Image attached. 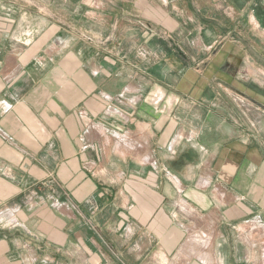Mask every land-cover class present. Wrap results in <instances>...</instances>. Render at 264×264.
Wrapping results in <instances>:
<instances>
[{"label": "crops", "instance_id": "1", "mask_svg": "<svg viewBox=\"0 0 264 264\" xmlns=\"http://www.w3.org/2000/svg\"><path fill=\"white\" fill-rule=\"evenodd\" d=\"M257 39L264 0H0V264H264Z\"/></svg>", "mask_w": 264, "mask_h": 264}, {"label": "rangeland", "instance_id": "2", "mask_svg": "<svg viewBox=\"0 0 264 264\" xmlns=\"http://www.w3.org/2000/svg\"><path fill=\"white\" fill-rule=\"evenodd\" d=\"M220 43L221 41L216 46L220 45ZM262 47H264V41L259 39L254 40L252 41V45L250 46L249 51H253L255 55H248L247 57H245V61L243 60L242 62L240 61V59L235 60L230 57L228 62H226L227 69H229L228 67L231 68V71L229 72L238 74V76L242 80L260 89H264V73H262L264 72V68H261L264 66V56H261L260 54V52H262ZM207 54V60L203 59L201 61V59L193 57L191 62L197 63V65L202 68V66L211 59V51H208Z\"/></svg>", "mask_w": 264, "mask_h": 264}, {"label": "built area", "instance_id": "3", "mask_svg": "<svg viewBox=\"0 0 264 264\" xmlns=\"http://www.w3.org/2000/svg\"><path fill=\"white\" fill-rule=\"evenodd\" d=\"M195 237L199 239V242L206 243V239L204 237L199 236L198 234H195Z\"/></svg>", "mask_w": 264, "mask_h": 264}]
</instances>
